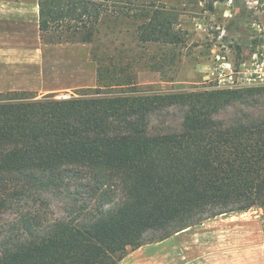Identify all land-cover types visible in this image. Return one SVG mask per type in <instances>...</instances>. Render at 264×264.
<instances>
[{"label": "trees", "instance_id": "obj_1", "mask_svg": "<svg viewBox=\"0 0 264 264\" xmlns=\"http://www.w3.org/2000/svg\"><path fill=\"white\" fill-rule=\"evenodd\" d=\"M157 2L38 0L39 29L91 44L101 22L127 19L139 45L182 43L179 13ZM98 64L97 87L78 97L0 94V215L27 206L1 236L0 264H121L208 219L264 209V114L217 118L259 104L264 87L152 93L130 63ZM45 194L69 199L66 217L42 218Z\"/></svg>", "mask_w": 264, "mask_h": 264}, {"label": "rangeland", "instance_id": "obj_2", "mask_svg": "<svg viewBox=\"0 0 264 264\" xmlns=\"http://www.w3.org/2000/svg\"><path fill=\"white\" fill-rule=\"evenodd\" d=\"M144 1L146 4L150 2V0ZM159 1L157 5L167 9L175 8L179 13L177 28L181 33L182 43L173 46L139 45L135 34L138 22L125 19L116 23L108 19L97 26L91 44L59 43L66 45L68 80L72 78L80 81L84 78L88 70L82 63L93 61L98 67V63L101 62L110 66L111 70L114 65L118 69L130 63L133 66L131 72L136 73L137 88L152 93L264 87V83L250 81L254 79V75L248 70L245 76L242 72L244 68L241 67V64L246 63L249 69L255 55L257 62L264 64V0ZM60 37V34L53 33L44 35L43 40L48 44L57 45L50 42ZM80 50L84 52L83 60L78 52ZM96 87V84L92 87L68 84L67 90L57 93L26 92L32 94L35 100L47 95H53L56 100H61L78 97L81 91ZM7 93L10 92L0 94ZM240 110L262 115L264 98L256 105L237 104L228 107L222 110L217 118L228 121ZM180 116V110L174 109L169 119L179 120ZM85 196L84 194V198ZM44 197L47 199L48 211L43 208L40 212L43 219L46 213L49 218L66 217L65 204L69 199H66L65 195L45 194ZM24 204V202L13 203L10 209L0 215V242L1 236L9 234L7 232L9 223L15 222L21 212L27 210ZM257 209L262 208L255 207L242 213L248 214L251 211L252 213L245 217L249 219L256 216L253 212ZM176 236L178 235L130 251L121 264H135V260H154L162 248L170 247L176 241L180 245L182 255L187 251L188 238ZM135 251L139 253L133 258L131 254ZM164 258L170 259L167 252Z\"/></svg>", "mask_w": 264, "mask_h": 264}, {"label": "crops", "instance_id": "obj_3", "mask_svg": "<svg viewBox=\"0 0 264 264\" xmlns=\"http://www.w3.org/2000/svg\"><path fill=\"white\" fill-rule=\"evenodd\" d=\"M78 52L83 60L84 52ZM82 64L87 67L86 76L80 81L68 80L66 45H52L43 40L38 0H0V93L47 94L65 91L68 84L97 85V64L93 61ZM253 213L256 216L249 219L245 218L247 213L208 219L175 234L188 238L187 251L182 255L176 241L162 248L154 260H135L134 263L264 264V210L257 209ZM166 252L170 259L164 258ZM138 253L135 251L131 255L135 258Z\"/></svg>", "mask_w": 264, "mask_h": 264}, {"label": "built area", "instance_id": "obj_4", "mask_svg": "<svg viewBox=\"0 0 264 264\" xmlns=\"http://www.w3.org/2000/svg\"><path fill=\"white\" fill-rule=\"evenodd\" d=\"M230 1H232V0H230ZM253 59L254 60L251 63V65L249 66V69H247L246 63L241 64V67L244 68L242 70V72L246 76L247 74L245 72H247L249 70L254 75V79H250V81H252V82L253 81H255V82L259 81L261 83H264V64L257 62V55H255V57ZM263 238H264V234H263Z\"/></svg>", "mask_w": 264, "mask_h": 264}]
</instances>
